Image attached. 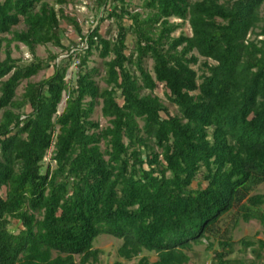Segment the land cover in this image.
Listing matches in <instances>:
<instances>
[{
	"label": "trees",
	"instance_id": "trees-1",
	"mask_svg": "<svg viewBox=\"0 0 264 264\" xmlns=\"http://www.w3.org/2000/svg\"><path fill=\"white\" fill-rule=\"evenodd\" d=\"M133 1L95 0L83 34L69 0H0V264H98L101 235L122 242L126 263L189 264L206 242L213 264H246L231 256L241 222L264 226V0H138L141 12ZM63 21L81 49L64 46ZM185 24L191 35L175 37ZM12 44L32 59L13 58ZM49 45L67 61L38 58ZM240 244L264 260V239Z\"/></svg>",
	"mask_w": 264,
	"mask_h": 264
},
{
	"label": "rangeland",
	"instance_id": "rangeland-1",
	"mask_svg": "<svg viewBox=\"0 0 264 264\" xmlns=\"http://www.w3.org/2000/svg\"><path fill=\"white\" fill-rule=\"evenodd\" d=\"M69 6L66 7V13L69 15V17L75 19L77 23L79 24L82 33L86 34L90 29H94L97 25V17L99 16L96 10V7L94 5L95 0H69ZM221 2L226 0H220ZM141 3L138 0H134L132 3V7L130 8L131 11L141 12L140 9ZM174 23H180L181 21L172 19L171 20ZM126 24H129V22H126ZM110 28V33L113 35L116 32V27L113 24V21H105V23L101 26V33L103 35L106 34L108 28ZM24 27H19L18 29L21 30ZM61 28L63 29L64 33L62 35V41L64 46L66 47H73L74 45H77L78 49L82 48V45L80 43V38L77 35V33L74 31L72 26H69L67 22L63 21L61 23ZM181 33H185L186 35H191V30L188 24H185L180 28L175 34V37H178ZM127 45L129 49H132L133 47V38L129 35L127 39ZM10 51L12 53V57L15 59H22L23 61H30L32 59V56L30 55L29 51L26 47L23 45H17L12 44L10 47ZM129 53V51H128ZM51 55H58V62L60 61H67L66 53L62 52L60 49L53 47L51 45L44 46V47H38L37 48V57L46 61L49 56ZM5 48L2 51L0 55V59H5ZM202 62V60H200ZM75 62L73 61L71 63L70 69L68 71V76L66 78L67 81L70 79L75 78V73L77 71ZM90 68H97L99 70V75L96 77V80L98 81L99 85L103 88L105 87V84L100 79L101 76L104 75V67L102 64V60L98 57L96 53L93 54L90 60L89 64ZM146 68L151 71L153 64L150 60L146 61ZM195 69H198V66L195 67ZM53 72L52 68H48L42 72H40L36 77L32 78L30 82L32 83H38L49 76H51ZM28 81H24L20 87L17 90V96L18 98L24 93V89L27 85ZM164 88L162 86H159L158 89L154 92L155 96H158L164 104L170 108L172 112H175V108L170 106L168 101L165 98L164 95ZM148 93V92H147ZM65 101L66 96L63 98V102L59 106V114L62 113L64 107H65ZM29 112L30 110L27 109ZM92 120L95 122H98L100 124L101 128H105L109 125L108 121L102 117L101 114V107H97L93 116ZM52 156V150L48 153L47 158L45 159L46 163L50 162ZM52 166H55V163H52ZM258 193H264V185H262L258 191ZM229 222V218H226L223 220V225H227ZM22 228L21 224L18 222H13V225L11 226V231L18 234L20 229ZM249 238L254 241L263 240L264 239V226L261 225L257 221H252L250 223H243L239 225V227L234 231L233 233V240L236 243L235 246V252L231 256V259L233 260H243L246 264H251L253 261H255V254L252 253V248H248L246 250L243 249L242 245L240 244V241L242 239ZM122 242L114 237L108 236V235H101L99 236L95 242H94V249H97L101 251L100 254V260L98 264H113L116 261H122L126 263L124 260L120 259L117 255L118 249L120 248ZM206 242H204V245L198 246L194 248V252L190 253L191 256V262L189 264H213V253H208L205 251ZM144 255L149 256L152 261L156 260L155 254H148L144 253ZM264 255V252H263ZM137 262V259L126 263V264H135ZM256 264H264V260H260L256 262Z\"/></svg>",
	"mask_w": 264,
	"mask_h": 264
},
{
	"label": "built area",
	"instance_id": "built-area-1",
	"mask_svg": "<svg viewBox=\"0 0 264 264\" xmlns=\"http://www.w3.org/2000/svg\"><path fill=\"white\" fill-rule=\"evenodd\" d=\"M74 61H76V59H75ZM77 61H78V60H77ZM78 63H79V61H78L77 63L75 62L76 69H77Z\"/></svg>",
	"mask_w": 264,
	"mask_h": 264
}]
</instances>
